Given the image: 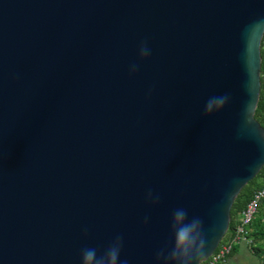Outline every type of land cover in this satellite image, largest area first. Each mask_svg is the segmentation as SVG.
<instances>
[{"label": "water", "instance_id": "obj_1", "mask_svg": "<svg viewBox=\"0 0 264 264\" xmlns=\"http://www.w3.org/2000/svg\"><path fill=\"white\" fill-rule=\"evenodd\" d=\"M263 34L264 0H0V264H80L118 234L156 264L177 207L204 261L264 165Z\"/></svg>", "mask_w": 264, "mask_h": 264}, {"label": "clouds", "instance_id": "obj_2", "mask_svg": "<svg viewBox=\"0 0 264 264\" xmlns=\"http://www.w3.org/2000/svg\"><path fill=\"white\" fill-rule=\"evenodd\" d=\"M151 55V48L146 41H142L138 48L140 60ZM139 64L133 62L129 65V74L134 75ZM150 94V93H149ZM229 97L224 95H211L204 103V115H212L228 103ZM160 194L149 188L145 200L153 205L160 201ZM149 218H144L148 223ZM86 235L87 226L82 228ZM208 245V237L204 232L203 220L199 216H189L184 207L173 209L170 217L168 240L155 253L156 264H200ZM123 237L116 235L103 249L97 247H84L80 252V264H130L127 257H122Z\"/></svg>", "mask_w": 264, "mask_h": 264}, {"label": "trees", "instance_id": "obj_3", "mask_svg": "<svg viewBox=\"0 0 264 264\" xmlns=\"http://www.w3.org/2000/svg\"><path fill=\"white\" fill-rule=\"evenodd\" d=\"M262 59L264 58L263 49H261ZM263 68L261 67V88L260 95L257 102V106L254 112V117L259 121V123L264 127V77L262 75ZM264 186V165L261 167L256 176L250 180L243 188L240 190L236 198L234 199L231 209H230V221L227 232H231L234 229L236 222L234 221V216L238 215L240 210L249 201L252 194L258 189ZM264 207V198L258 203V208ZM258 212V211H257ZM249 237L252 239V248L256 254L264 255V214H256L255 218L249 225ZM264 262V261H263Z\"/></svg>", "mask_w": 264, "mask_h": 264}, {"label": "built area", "instance_id": "obj_4", "mask_svg": "<svg viewBox=\"0 0 264 264\" xmlns=\"http://www.w3.org/2000/svg\"><path fill=\"white\" fill-rule=\"evenodd\" d=\"M264 42V34L261 43ZM261 67L264 70V58L261 60ZM264 77V71H263ZM261 75V70H260ZM264 198V186L255 191L249 201L238 213V221L234 225L231 232L223 235L216 248L209 256L200 264H226L229 255L232 253L234 246L241 240L252 244V239L249 237V225L255 218L258 211V203Z\"/></svg>", "mask_w": 264, "mask_h": 264}, {"label": "crops", "instance_id": "obj_5", "mask_svg": "<svg viewBox=\"0 0 264 264\" xmlns=\"http://www.w3.org/2000/svg\"><path fill=\"white\" fill-rule=\"evenodd\" d=\"M256 214L263 215L264 207L258 208ZM234 221H238V215L234 216ZM251 245L244 240L237 243L229 255L226 264H264V255L256 254Z\"/></svg>", "mask_w": 264, "mask_h": 264}, {"label": "rangeland", "instance_id": "obj_6", "mask_svg": "<svg viewBox=\"0 0 264 264\" xmlns=\"http://www.w3.org/2000/svg\"><path fill=\"white\" fill-rule=\"evenodd\" d=\"M261 49H264V42L261 43ZM263 75V74H262Z\"/></svg>", "mask_w": 264, "mask_h": 264}]
</instances>
